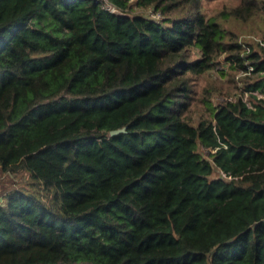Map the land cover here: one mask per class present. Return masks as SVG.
I'll return each mask as SVG.
<instances>
[{
	"label": "trees",
	"instance_id": "1",
	"mask_svg": "<svg viewBox=\"0 0 264 264\" xmlns=\"http://www.w3.org/2000/svg\"><path fill=\"white\" fill-rule=\"evenodd\" d=\"M263 14L0 0V166L28 175L0 198V264H264V100L257 113L210 85L208 115L189 114L221 55L260 93L247 72L264 79V31L241 42L220 20Z\"/></svg>",
	"mask_w": 264,
	"mask_h": 264
},
{
	"label": "rangeland",
	"instance_id": "2",
	"mask_svg": "<svg viewBox=\"0 0 264 264\" xmlns=\"http://www.w3.org/2000/svg\"><path fill=\"white\" fill-rule=\"evenodd\" d=\"M239 1L240 0H203V9L206 15H211L216 13L223 7L235 5ZM134 10L141 13H149L148 8L135 7ZM220 21L222 25L229 27L233 31H235L241 42H246L245 40L248 39V36H253V39L255 37H260L262 32L264 31V14L263 18L258 16L247 22L239 21L232 17ZM218 60V64L214 68L204 74L195 76L193 79L195 90L194 96L196 97V101L192 105L191 112H189V114L191 115V119L196 122L199 117L208 115V111L200 100L202 97V93L205 92V87L207 88V86L210 85L219 87L224 92H240L242 100L246 103L247 107L250 108L249 105L252 103V105H254V108L250 109L254 110L257 113L262 112L261 107L258 106L256 102L258 100H264V86H260V89H258V91L260 92L259 94L253 93L248 96L246 91L251 86L243 90V82L240 78L242 74L241 71H231L228 67V64L224 60V55L219 56ZM247 75L252 81V83L250 84L253 86L252 88H255L259 85H264V83L259 84L260 82H264V79L261 77V73H257L255 75L247 72ZM232 79L233 82L231 81ZM223 97L227 96H224V94H221L218 91H213L210 100L213 103H216ZM198 151L204 156L208 157L207 148L205 149L199 147ZM214 174H218V171L214 172ZM219 174L222 173L219 171ZM27 180L28 175L24 170H14L0 166V198L3 197V195L11 189L24 186Z\"/></svg>",
	"mask_w": 264,
	"mask_h": 264
},
{
	"label": "water",
	"instance_id": "3",
	"mask_svg": "<svg viewBox=\"0 0 264 264\" xmlns=\"http://www.w3.org/2000/svg\"><path fill=\"white\" fill-rule=\"evenodd\" d=\"M114 12L117 13V14H120V15H128V14L122 12V11H119L118 9L114 10ZM124 130H125V127H120V128H116V129H112V130H110L109 133H110L111 135H113V134H116V133H118V132H122V131H124Z\"/></svg>",
	"mask_w": 264,
	"mask_h": 264
},
{
	"label": "built area",
	"instance_id": "4",
	"mask_svg": "<svg viewBox=\"0 0 264 264\" xmlns=\"http://www.w3.org/2000/svg\"><path fill=\"white\" fill-rule=\"evenodd\" d=\"M106 5V7L107 8H109L110 10H112V11H114V10H116V8L114 7V6H111L110 4H108V3H106L105 4ZM156 15H158V14H156ZM159 16V15H158ZM259 40V39H258ZM260 41V40H259ZM261 43V45L263 46V48H264V42H260ZM206 149V148H205ZM212 151H213V149H211ZM222 174H224V173H222Z\"/></svg>",
	"mask_w": 264,
	"mask_h": 264
}]
</instances>
